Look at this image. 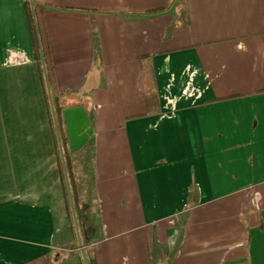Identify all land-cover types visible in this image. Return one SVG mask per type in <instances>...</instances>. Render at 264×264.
Returning a JSON list of instances; mask_svg holds the SVG:
<instances>
[{
	"label": "crops",
	"instance_id": "1",
	"mask_svg": "<svg viewBox=\"0 0 264 264\" xmlns=\"http://www.w3.org/2000/svg\"><path fill=\"white\" fill-rule=\"evenodd\" d=\"M34 1L54 108L93 130L88 264H264V0ZM42 74L0 0V264H84Z\"/></svg>",
	"mask_w": 264,
	"mask_h": 264
},
{
	"label": "rangeland",
	"instance_id": "2",
	"mask_svg": "<svg viewBox=\"0 0 264 264\" xmlns=\"http://www.w3.org/2000/svg\"><path fill=\"white\" fill-rule=\"evenodd\" d=\"M47 93H48V91H47ZM46 100H47V105L49 108V118H51V120H52V125H53V129L55 132V143L57 142L56 148H57V154L58 155L56 157H58V158L60 157L62 169L65 168V170L63 169V172L65 173L64 177L66 175V180H67V183H65V188H66L67 194L64 192L65 193L64 197H65L66 206L68 207V216H69L70 221H71V232H72V235L74 236V238L76 239V241H75L76 245L79 246L77 236H76V229H77L78 234H79L80 242L82 243V237H81L82 226H80V224H79L78 216L76 214V211L74 210V205H73L74 200L77 197L76 192L74 191L76 183L74 182L73 177H75L78 182H83L84 184H85V182H87L91 178L92 174H91V171H89V166H91V164H92V159L90 156V150L86 149L87 148L86 147V148H81L79 150L71 152L70 149H68L67 147H65V145L62 144L63 137L60 136L58 128H57V131L59 134V141H60V147H59L58 138H57V134H56V127H58V126L55 127V122H56V125L58 124V122H57V120H55V122H54L53 115H52V108H53V112H54V107H55L54 102H53L52 98H51V100L49 98H47ZM12 105H13V107L18 106L17 103H13ZM51 105H52V107H51ZM55 119H56V115H55ZM60 148H61V153H62V157H63L64 167H63L62 160H61ZM70 163L72 165L74 164V171L75 172L73 173V177H71V172L69 171V169H66V167L68 168V166H70ZM26 167H29V166L26 165ZM81 190H83V189H81ZM69 195H70V198H69ZM71 204H72V206H71ZM73 214L75 217H73ZM74 219H75V221H74ZM74 222L76 223L77 228H75Z\"/></svg>",
	"mask_w": 264,
	"mask_h": 264
},
{
	"label": "water",
	"instance_id": "3",
	"mask_svg": "<svg viewBox=\"0 0 264 264\" xmlns=\"http://www.w3.org/2000/svg\"><path fill=\"white\" fill-rule=\"evenodd\" d=\"M29 1H30L31 6H33V0H29ZM38 42H39V39H38ZM40 54H41L43 71L45 74V67H44V63H43L41 49H40ZM45 84H46V88L48 90L49 99L51 100V96H50V92H49V85H48V81H47L46 76H45ZM51 107H52V105H51ZM61 114H62L63 122L65 125V132H66V136H67V140H68V144H69V149H70V151H76V150L80 149L93 134V130L90 126L89 118H88L85 110L81 106L63 109ZM52 115H53V120L55 122L56 119H55V114L53 112V108H52ZM56 126L57 125L55 122V127ZM56 134H57L58 143H59V147H60L59 134L57 131V127H56ZM60 154H61V160H62V164H63V157H62V153H61V148H60ZM63 167H64V164H63ZM63 169L65 170V168H63ZM65 181L67 183L66 175H65ZM69 198H70V195H69ZM71 206H72V204H71ZM73 217H75L74 214H73ZM74 221H75V219H74ZM74 224H75V228H77L75 222H74ZM76 236H77L79 247L81 248V253H82L84 264H88L87 259H86L85 254H84V251L82 249V244L80 242L77 229H76Z\"/></svg>",
	"mask_w": 264,
	"mask_h": 264
},
{
	"label": "trees",
	"instance_id": "4",
	"mask_svg": "<svg viewBox=\"0 0 264 264\" xmlns=\"http://www.w3.org/2000/svg\"><path fill=\"white\" fill-rule=\"evenodd\" d=\"M23 5H24V10H25L28 30H29L32 44H33L34 57L36 60H38L39 65L41 66H42V60H41L40 49L42 53L43 63L45 67V74H44V71L42 74V82L43 84H45V76H46L49 89H50L51 71H50L49 63H48V53H47L46 45L44 43V35H43L44 27L42 23L41 8L34 0H33V6H31L29 0H23ZM38 39H39V42H38ZM47 98H48V95H47ZM54 113L56 115L57 122H59V120H61V108H58V109L54 108ZM58 159L60 163L61 178L63 180V183H65V177H64L60 157ZM66 169H69V166L68 168L66 167Z\"/></svg>",
	"mask_w": 264,
	"mask_h": 264
}]
</instances>
